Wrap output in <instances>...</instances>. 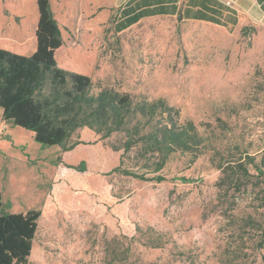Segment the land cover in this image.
Segmentation results:
<instances>
[{"label": "rangeland", "instance_id": "obj_1", "mask_svg": "<svg viewBox=\"0 0 264 264\" xmlns=\"http://www.w3.org/2000/svg\"><path fill=\"white\" fill-rule=\"evenodd\" d=\"M7 1L0 46L27 52L35 0H25L27 17ZM103 3L75 13L74 48L56 52L60 66L90 76L93 93L112 87L178 107L218 152L194 161L175 152L164 181L140 180L113 171L123 132L102 139L83 126L69 140L78 144L63 151L4 122L0 108L5 209L41 211L27 264H264V22L227 28L149 16L125 27L119 5ZM244 153L255 159L250 177L219 184L218 164ZM81 160L87 173L64 167Z\"/></svg>", "mask_w": 264, "mask_h": 264}, {"label": "trees", "instance_id": "obj_2", "mask_svg": "<svg viewBox=\"0 0 264 264\" xmlns=\"http://www.w3.org/2000/svg\"><path fill=\"white\" fill-rule=\"evenodd\" d=\"M35 3V50L24 55L0 47V108L4 122L31 131L42 146L58 145L63 151L78 144L69 140L83 126L102 139L123 132L120 144L112 147L122 150L120 163L113 171L145 181H164L161 171L175 152L189 154L191 161L207 149L218 152L191 119L182 118L178 107L162 99L134 100L130 94L112 87L93 93L90 76L60 67L55 51L63 40L50 2ZM114 30L118 31L115 25ZM135 118V123L128 122ZM241 155L242 158L218 164L219 184H238L250 177L248 166L255 165L254 156ZM126 159L130 164L123 167ZM64 167L81 173L88 171L84 160ZM40 215L39 209L6 211L0 191V264L28 263Z\"/></svg>", "mask_w": 264, "mask_h": 264}, {"label": "crops", "instance_id": "obj_3", "mask_svg": "<svg viewBox=\"0 0 264 264\" xmlns=\"http://www.w3.org/2000/svg\"><path fill=\"white\" fill-rule=\"evenodd\" d=\"M101 1H104L103 4L109 8L119 5L120 8L117 9H120L122 20L116 21V29L122 27V25L119 26V21L124 22V25L128 27L141 18L149 16H170L175 19L180 17L181 21L209 23L227 28L264 22V0H49L63 40L55 54L61 48H74L68 40L70 37L68 32L71 25L75 24V13L80 12L83 16L95 13L97 3L100 6ZM7 2L15 15L27 17V11L24 8L25 0H8ZM31 19L29 31L32 34L25 47L27 52L9 50L24 55H29L35 50L38 10ZM56 61L60 66L57 58Z\"/></svg>", "mask_w": 264, "mask_h": 264}]
</instances>
